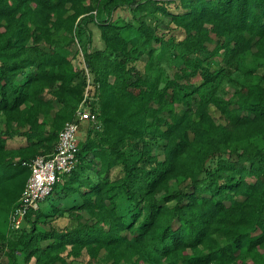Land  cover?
<instances>
[{
    "label": "trees",
    "instance_id": "trees-1",
    "mask_svg": "<svg viewBox=\"0 0 264 264\" xmlns=\"http://www.w3.org/2000/svg\"><path fill=\"white\" fill-rule=\"evenodd\" d=\"M0 114V264H264V0H0ZM67 121L76 164L12 227Z\"/></svg>",
    "mask_w": 264,
    "mask_h": 264
},
{
    "label": "built area",
    "instance_id": "built-area-1",
    "mask_svg": "<svg viewBox=\"0 0 264 264\" xmlns=\"http://www.w3.org/2000/svg\"><path fill=\"white\" fill-rule=\"evenodd\" d=\"M76 115L89 120L97 128L100 127L95 112L83 107L82 103L79 104ZM77 140L76 123L67 121L59 132L55 151L50 155H38L30 162L31 173L19 198V204L10 216L12 227L19 228L27 211L36 208L51 192L53 184L74 167L77 162Z\"/></svg>",
    "mask_w": 264,
    "mask_h": 264
},
{
    "label": "rangeland",
    "instance_id": "rangeland-1",
    "mask_svg": "<svg viewBox=\"0 0 264 264\" xmlns=\"http://www.w3.org/2000/svg\"><path fill=\"white\" fill-rule=\"evenodd\" d=\"M130 33H133V31H131ZM93 44L95 45V46H100L101 45V42H100V40H99V36H98V32H97V29L94 27L93 28ZM209 47H212V44L211 45H209ZM78 49V48H80V44L78 43V42H74L73 44H72V46H71V49ZM160 58H161V60H163V62H165L164 63V65L165 66H167L168 65V63L167 62H173V63H178V60H176L174 57H173V52H172V50H170V49H167V48H165L162 52H161V54H160ZM243 67H251L253 64H254V58L252 57V55H250V54H246L244 57H243ZM73 64H74V67L75 68H77L78 67V62H77V60L75 59V60H73ZM232 86H230L228 83L227 84H225V86H224V91L226 92L225 94L227 95V96H229L230 94H231V92H232ZM210 111L212 112V114L213 115H216V116H218V112L214 109V107H210ZM3 116L0 114V127H3ZM83 135H84V133H83ZM61 205H63L62 203H60ZM41 207H45L46 209L48 208V206H46L45 204L43 205L42 204V206ZM85 215H86V213H85ZM66 222V219L65 218H58V220H57V222H56V224H60V225H63L64 223Z\"/></svg>",
    "mask_w": 264,
    "mask_h": 264
}]
</instances>
